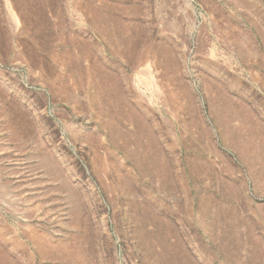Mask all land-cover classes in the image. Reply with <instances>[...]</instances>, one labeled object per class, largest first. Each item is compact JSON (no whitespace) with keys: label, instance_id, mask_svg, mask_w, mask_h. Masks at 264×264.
Here are the masks:
<instances>
[{"label":"rangeland","instance_id":"obj_1","mask_svg":"<svg viewBox=\"0 0 264 264\" xmlns=\"http://www.w3.org/2000/svg\"><path fill=\"white\" fill-rule=\"evenodd\" d=\"M0 264H264V0H0Z\"/></svg>","mask_w":264,"mask_h":264}]
</instances>
